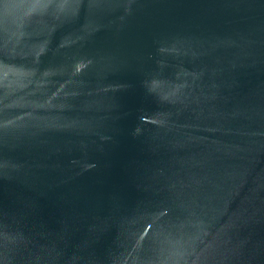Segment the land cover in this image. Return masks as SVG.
<instances>
[{"label":"water","instance_id":"1","mask_svg":"<svg viewBox=\"0 0 264 264\" xmlns=\"http://www.w3.org/2000/svg\"><path fill=\"white\" fill-rule=\"evenodd\" d=\"M0 264H264V0H0Z\"/></svg>","mask_w":264,"mask_h":264}]
</instances>
